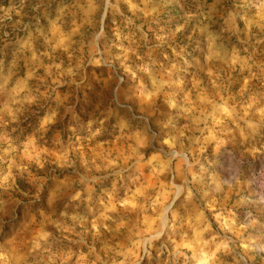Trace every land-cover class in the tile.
Wrapping results in <instances>:
<instances>
[{
	"label": "rangeland",
	"instance_id": "obj_1",
	"mask_svg": "<svg viewBox=\"0 0 264 264\" xmlns=\"http://www.w3.org/2000/svg\"><path fill=\"white\" fill-rule=\"evenodd\" d=\"M0 264H264V0H0Z\"/></svg>",
	"mask_w": 264,
	"mask_h": 264
}]
</instances>
